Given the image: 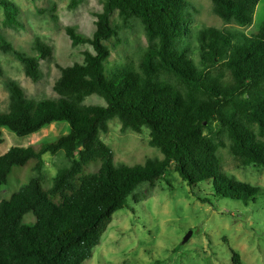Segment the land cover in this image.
Segmentation results:
<instances>
[{
  "label": "trees",
  "instance_id": "16d2710c",
  "mask_svg": "<svg viewBox=\"0 0 264 264\" xmlns=\"http://www.w3.org/2000/svg\"><path fill=\"white\" fill-rule=\"evenodd\" d=\"M85 0H73L77 7ZM226 23L253 25L262 0H212ZM5 23L17 22V6L0 0ZM187 0H105L92 36L66 28L75 46L90 44L84 62L62 68L56 97L31 98L15 80L7 82L9 109H0L3 128L30 136L54 122L68 132L29 146H12L0 155V191L14 167L33 160L37 175L0 202V264H87L118 210L145 182L163 178L172 164L191 187L207 185L215 197L257 202L261 188L223 171V136L245 166L264 169V20L246 34L216 27L192 30ZM140 21L149 40L138 66L110 67L106 41L121 26ZM194 46L196 47L194 49ZM4 51L24 64L34 82L42 77L40 59L52 57L51 46L37 38L31 56L3 39ZM197 50L204 67L191 53ZM223 66L225 73L212 70ZM91 95L105 105H87ZM119 119L122 130L150 129L149 144L163 158L144 165L116 164L101 134ZM62 152L69 164L45 187L41 172L47 154ZM134 197V196H133ZM207 201V199H201ZM33 213L35 222L24 223ZM234 260L240 263L239 254Z\"/></svg>",
  "mask_w": 264,
  "mask_h": 264
},
{
  "label": "rangeland",
  "instance_id": "374dc122",
  "mask_svg": "<svg viewBox=\"0 0 264 264\" xmlns=\"http://www.w3.org/2000/svg\"><path fill=\"white\" fill-rule=\"evenodd\" d=\"M17 6V22L5 23V12L0 5V109L8 110L9 80H15L28 97H56L55 83L62 76V68L84 62L85 51H93L90 44L75 46L66 31L74 28L92 36L97 14L103 11L105 0H85L74 7L73 0H10ZM190 3L188 23L192 30L216 27L252 34L264 20V0L258 6L253 25L240 27L226 23L215 12L212 0H187ZM121 30L118 37L106 41L111 49L107 61L110 67L138 66L149 40L140 21L124 25L118 13L112 17ZM39 38L52 47V57L40 59L42 77L34 82L25 73L24 64L13 54L4 51L3 39L17 50L37 56L34 43ZM196 47L194 46V49ZM203 68L197 50L191 53ZM213 73H225L218 65ZM87 105H105L98 95L84 101ZM68 132L67 122H54L30 136L20 137L3 128L0 155L12 146H29L44 139H54ZM112 148L116 164L144 165L148 159L163 158L161 151L152 147L150 129L138 133L122 130L119 119L109 122V131L101 134ZM220 156L223 171L229 176L260 187L257 202L215 197L207 185L191 187L182 179L174 164L167 174L153 184L142 183L129 197L128 206L114 213L112 222L93 250L87 264H264V169L245 166L232 154L230 143L222 137ZM41 177L45 187L52 184L57 171L69 164L62 152L47 154ZM31 160L25 167H14L9 182L0 191V202L9 199L28 180L37 175ZM134 196V197H133ZM201 199H207L202 201ZM35 222L33 213L24 217V223ZM192 232L190 238L186 236Z\"/></svg>",
  "mask_w": 264,
  "mask_h": 264
},
{
  "label": "water",
  "instance_id": "95a60500",
  "mask_svg": "<svg viewBox=\"0 0 264 264\" xmlns=\"http://www.w3.org/2000/svg\"><path fill=\"white\" fill-rule=\"evenodd\" d=\"M191 234H192V232H190V233L186 236L185 241H187V240L190 238Z\"/></svg>",
  "mask_w": 264,
  "mask_h": 264
}]
</instances>
